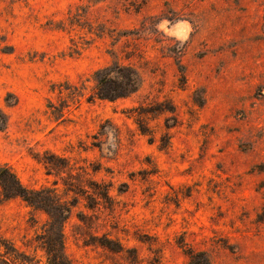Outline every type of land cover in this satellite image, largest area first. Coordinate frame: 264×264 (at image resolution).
<instances>
[{
  "label": "rangeland",
  "instance_id": "374dc122",
  "mask_svg": "<svg viewBox=\"0 0 264 264\" xmlns=\"http://www.w3.org/2000/svg\"><path fill=\"white\" fill-rule=\"evenodd\" d=\"M0 264H264V0H0Z\"/></svg>",
  "mask_w": 264,
  "mask_h": 264
},
{
  "label": "trees",
  "instance_id": "16d2710c",
  "mask_svg": "<svg viewBox=\"0 0 264 264\" xmlns=\"http://www.w3.org/2000/svg\"><path fill=\"white\" fill-rule=\"evenodd\" d=\"M6 120L4 114L0 111V124L4 128L6 127ZM2 128H0L1 130ZM0 183L2 187L6 188L9 193V197H23L21 194L20 184L16 180L15 176L7 169L0 166Z\"/></svg>",
  "mask_w": 264,
  "mask_h": 264
}]
</instances>
